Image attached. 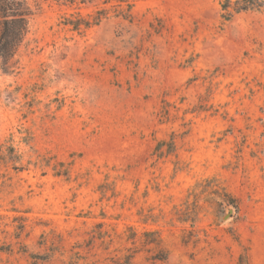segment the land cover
<instances>
[{
    "label": "rangeland",
    "instance_id": "obj_1",
    "mask_svg": "<svg viewBox=\"0 0 264 264\" xmlns=\"http://www.w3.org/2000/svg\"><path fill=\"white\" fill-rule=\"evenodd\" d=\"M224 1L27 0L0 58V264H150L145 231L166 264H264V0Z\"/></svg>",
    "mask_w": 264,
    "mask_h": 264
},
{
    "label": "trees",
    "instance_id": "obj_2",
    "mask_svg": "<svg viewBox=\"0 0 264 264\" xmlns=\"http://www.w3.org/2000/svg\"><path fill=\"white\" fill-rule=\"evenodd\" d=\"M74 1V0H70ZM81 3L91 2L92 0H79ZM111 0H103V3H108ZM122 1V0H117ZM263 3L260 0H235L231 3V0H225L222 4L223 9L232 7L234 12L244 11L248 9H260ZM106 9L97 10L91 20L85 17H78L67 21L71 25L73 30H79L81 27H89L92 24H97L102 16L105 14ZM30 8L27 4V0H0V58L6 63L10 57H12L21 43L22 39L28 32L29 18L31 15ZM231 12H227L225 15L228 17ZM164 142L160 141L156 145V149L162 147ZM154 236L155 238H153ZM142 243L145 245L152 244L156 247V253L149 257L150 264H166L167 252L161 246V239L156 231L143 232ZM0 248V249H6ZM39 259H46V255L35 256ZM133 255H125L121 262H114L113 264H133L131 259ZM153 261V262H152ZM240 264H248L246 257L240 258Z\"/></svg>",
    "mask_w": 264,
    "mask_h": 264
},
{
    "label": "water",
    "instance_id": "obj_3",
    "mask_svg": "<svg viewBox=\"0 0 264 264\" xmlns=\"http://www.w3.org/2000/svg\"><path fill=\"white\" fill-rule=\"evenodd\" d=\"M230 212L232 211V209L229 210ZM229 215V214H228Z\"/></svg>",
    "mask_w": 264,
    "mask_h": 264
}]
</instances>
